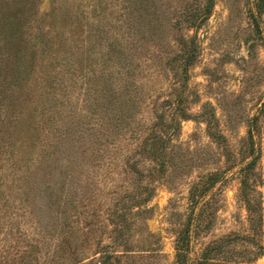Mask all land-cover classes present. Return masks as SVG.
Wrapping results in <instances>:
<instances>
[{
  "label": "rangeland",
  "instance_id": "1",
  "mask_svg": "<svg viewBox=\"0 0 264 264\" xmlns=\"http://www.w3.org/2000/svg\"><path fill=\"white\" fill-rule=\"evenodd\" d=\"M36 10L27 43L46 48L63 36L69 72L58 99L45 98L37 82L47 58L30 55L31 95L7 94L0 146L10 145L2 121L14 111H33L22 135L48 117L41 126L63 131L47 140L54 170L34 178V195L65 167L60 183L77 194L71 229L87 264L103 245L120 264H177L188 224V264H264V0H39ZM149 132L150 149L160 148L156 133L165 140L160 170L139 149ZM203 185L213 187L193 199ZM30 220L12 217L28 233L20 248L34 239Z\"/></svg>",
  "mask_w": 264,
  "mask_h": 264
},
{
  "label": "trees",
  "instance_id": "2",
  "mask_svg": "<svg viewBox=\"0 0 264 264\" xmlns=\"http://www.w3.org/2000/svg\"><path fill=\"white\" fill-rule=\"evenodd\" d=\"M38 1L0 0V104L2 105L0 111H7L8 105L5 100L9 97L7 95L10 94L9 92L14 96L22 94V97H26V100L31 95L29 93V77H27V74L25 75L30 70L28 64L31 60L29 58L30 55H32V59L33 55L37 59V56L41 53L47 58V65L45 67L49 70L43 75H40V81L37 82L44 97L52 95V98L57 100L59 94L56 93V89L65 82V75L69 72L66 65H60V61L63 58L62 52H64L62 50L64 46L63 42H66L63 36L57 34V40H50L51 44L49 43L47 45L46 43V48L43 46L44 41H42L43 43L40 41L42 45L40 48L38 44L29 45L25 39L27 32H25V29L30 28L32 22L36 20L35 16L38 15L36 10ZM24 54L25 57H23ZM73 62V71L77 73L79 65L77 61L73 60ZM31 64L34 65L33 62ZM35 66L31 72L35 69ZM53 83L56 84L54 89L51 87ZM32 112L14 111L12 117L11 115H7L2 121V126H6L4 134L7 132L10 138L8 142L10 145L0 146V152L3 154L10 149L11 151L8 153L7 158L3 159L0 163V187L3 186L2 192L0 189V231L3 230V224L9 218L5 227L6 237H0V243L2 242L0 245V264H87L89 262L87 259L89 258L82 257L83 251L77 245L78 237L71 229L73 223L76 222L74 218L77 216V213L74 211V208L76 209L77 207V203L75 202L77 201V194L73 192L75 195L73 198L67 195L65 193V185L60 183L67 176L64 165H61L64 168L56 169L55 173L58 178L55 179V183L51 182L50 184H45V188H40L44 190L39 192V198L41 200L34 195L36 188L33 184L34 180L38 179L39 175H46V167L49 166L50 168L48 174H52L54 170L49 163L52 155L47 149L49 144L47 140L51 135L55 134V136L60 138L64 136V133L58 127H51L48 130L47 126H41L47 120L52 119L48 117L41 119L42 123L39 121L36 122L34 119L32 126L30 125L31 122L26 126L27 129L31 128V133L22 135L19 125ZM149 135H152V132H149L148 136L142 139L139 149L142 147L149 154L150 157L148 156V158L154 161L156 160L158 163L156 166L160 170L165 163V140L160 133H156V138L160 139L161 142L160 148L154 147L150 149V144L147 142V138H150ZM252 135L253 132L251 130L250 136ZM38 142H40V153H37L35 158L32 157L29 162L27 157L29 153L27 150L31 146L35 148ZM5 169L8 172L2 173L1 171ZM246 176L243 178L245 185L248 183ZM213 178L218 179L216 176H213ZM209 186L210 188L213 187V185H203L198 193H196L197 189H193L191 193L193 199L199 201L197 197H203L205 192L210 189ZM195 188L198 187L195 186ZM243 197L248 200L245 193H243ZM37 206H39V210ZM78 214L80 215V212ZM14 215L16 217H24L25 219L31 216L30 221L34 229V239L27 243V247L20 248L22 246L18 244L19 239L21 237H27L28 233L12 226L11 220ZM195 217L196 215L194 213V216L190 218V222L193 221L194 223ZM258 219L263 224L261 215ZM113 223L115 225L118 224L115 220ZM117 226L114 229L115 231L118 228ZM190 228L188 224L185 230L187 238H183L182 247L178 249L179 255H176L177 264H188V255H186L185 249L190 242ZM22 241H25V239ZM100 248L101 255H99V258L93 262L91 261L89 264H120L121 256L116 255L117 252L115 250H109L108 245H103ZM41 252H44L43 254L46 258L43 263L39 255Z\"/></svg>",
  "mask_w": 264,
  "mask_h": 264
}]
</instances>
